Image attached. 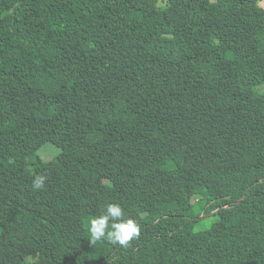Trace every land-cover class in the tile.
I'll list each match as a JSON object with an SVG mask.
<instances>
[{
    "label": "trees",
    "instance_id": "16d2710c",
    "mask_svg": "<svg viewBox=\"0 0 264 264\" xmlns=\"http://www.w3.org/2000/svg\"><path fill=\"white\" fill-rule=\"evenodd\" d=\"M263 83L258 0H0V264H264Z\"/></svg>",
    "mask_w": 264,
    "mask_h": 264
},
{
    "label": "clouds",
    "instance_id": "9594fccd",
    "mask_svg": "<svg viewBox=\"0 0 264 264\" xmlns=\"http://www.w3.org/2000/svg\"><path fill=\"white\" fill-rule=\"evenodd\" d=\"M258 3H264V0H258ZM46 179L44 175H37L32 182L33 188L43 189ZM88 232L92 244L107 241L113 246L128 248L131 241L139 238L141 225L134 218H126L125 210L120 204L108 203L100 215L89 219Z\"/></svg>",
    "mask_w": 264,
    "mask_h": 264
},
{
    "label": "rangeland",
    "instance_id": "374dc122",
    "mask_svg": "<svg viewBox=\"0 0 264 264\" xmlns=\"http://www.w3.org/2000/svg\"><path fill=\"white\" fill-rule=\"evenodd\" d=\"M259 5L264 8V3H259ZM21 45L25 46L21 43ZM161 89L160 85H154L152 90H159ZM256 91L260 94H264V83L256 87ZM84 147H72V152H79ZM60 154V150L53 144H46L38 151V155L41 159L45 162L51 161L55 159ZM146 162H155L154 160H147ZM215 221V218L211 217L206 219L202 224H200L198 229H208L211 227L212 223Z\"/></svg>",
    "mask_w": 264,
    "mask_h": 264
}]
</instances>
